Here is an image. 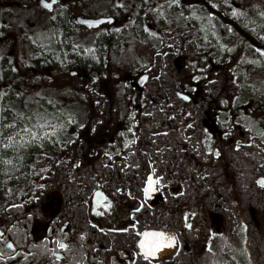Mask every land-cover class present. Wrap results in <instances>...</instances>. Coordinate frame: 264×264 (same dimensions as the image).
Returning <instances> with one entry per match:
<instances>
[{"label": "flooded vegetation", "instance_id": "af4514ba", "mask_svg": "<svg viewBox=\"0 0 264 264\" xmlns=\"http://www.w3.org/2000/svg\"><path fill=\"white\" fill-rule=\"evenodd\" d=\"M45 2L51 0H0V9L36 16L28 22V30L38 28L41 38L35 40L53 52L48 61L40 62L37 52L30 50L41 64L36 70L67 69L71 76L83 78L98 113L89 114L91 129L83 145H76L74 136L62 130L53 145L37 149L30 178L7 190L13 195L5 208L0 203V264H251L249 247L236 256L221 243L222 225L225 236L230 229L224 210L188 211L189 196L210 193L228 147L224 137H234L238 127L220 124L221 107L208 83L188 92L180 84L158 82L170 77L164 68L159 78L149 69H124L123 52L137 43L151 47L157 40L161 60L169 53L173 34L165 19L155 18L150 12L153 5L129 8L124 0L123 4L116 0V8L110 9L104 0H57L51 10L43 6ZM108 17L115 21L97 28L81 23L85 18ZM8 28L11 24L4 19L0 41H11L12 54L6 52L0 62L19 70L24 62L14 53L26 41L22 30ZM182 30L176 36L186 41ZM76 31L84 33L85 41V34L90 36L84 47L76 42ZM61 47L70 48L72 55H62ZM180 63L175 65L179 68ZM0 74H5L2 67ZM236 88L231 86L232 94ZM261 111L264 114V105ZM96 125L99 130L93 129ZM206 134L214 145L217 140L221 158L210 157L209 152L203 155ZM149 177L155 183L145 194ZM211 215L221 219L217 226L205 224ZM192 221L193 236L188 238L187 225ZM144 232H164L175 238V246L145 260L139 247Z\"/></svg>", "mask_w": 264, "mask_h": 264}, {"label": "rangeland", "instance_id": "374dc122", "mask_svg": "<svg viewBox=\"0 0 264 264\" xmlns=\"http://www.w3.org/2000/svg\"><path fill=\"white\" fill-rule=\"evenodd\" d=\"M104 1L107 3V9L116 8V4L124 3L122 0L116 4V0ZM124 1L129 8L132 4L135 6L137 4L136 7H147V9L153 5L154 8H151L150 12L155 13V18L164 17L169 20L178 18L183 22L181 29L188 35L187 40L181 44L176 36L180 28L175 25L171 27L170 33L173 35H171V45L168 47L169 53L165 54L162 60L158 58L157 51L160 50V45L157 40L151 47H137V42L133 45L136 39L132 34L130 39L133 41V46L127 52H123L124 69L126 66L131 67L130 70L133 72L142 68L149 69L159 78L161 75L164 76L161 74L164 68L170 77L165 76L158 82H170L169 86L177 83L188 92L195 91L201 83L209 84L208 91L217 99L216 105L221 107L218 116L220 124L238 128L233 134L234 137L232 135L224 137L228 147L223 146V149L227 148L219 164L217 179L210 186V193L199 192L193 197L189 196L188 211L224 210L227 216L226 225L230 227L226 232L231 235V238H228V235L225 236V224H223L221 243L226 244V248L231 250V253L234 251L235 254L240 251L243 253L246 247H249L252 252V255L248 257L250 263L264 264V187L257 184L258 178L264 177V114L261 111V105H264V55L254 50L252 46H258L261 51H264V48H261V43L254 44L245 38L247 34L255 39L264 40V0H213L216 6L222 8L226 15L225 19H221L220 15L211 16L205 12L200 0L197 3L198 6L191 7L184 6L179 0L176 3L173 0H140L139 3L134 0ZM29 14L11 11L4 13L0 9V25L4 19H8L11 24V28L8 29L12 31L18 28L20 32L22 30L26 41L25 45L14 53L15 58L22 62L27 60V64L31 65L36 56L29 52V49L37 52L40 46L39 41L35 39L41 38V34L38 28L29 32L28 22L36 20V16L29 17ZM232 19H235V25L232 24ZM21 24L24 28H21ZM143 30L147 31L146 28ZM76 34V42L80 41L81 47L88 44L90 36L85 34L87 39L85 41L84 33L76 31ZM106 35L110 33L107 32ZM260 35L261 37L258 38ZM47 37V35L44 36V41H48ZM11 46L9 39L0 41V57L6 52L12 54ZM212 49L219 57L217 55L211 57ZM24 55L26 56L23 57ZM211 58H213V64ZM176 61L181 62L179 68L175 65ZM219 66L222 67L218 69ZM29 71L27 84H21L20 88L23 90H17L18 95L23 97L22 105L20 106V103L14 104L18 106L12 103L5 104L3 111L17 112L15 120L19 121L11 122L15 124V128L4 127L7 124L0 128V154L9 155L14 150L25 147L33 146L34 149L37 146L53 145L62 130L74 136L76 145H83L86 132L91 129L87 121L89 114L98 113V107L93 106V103L89 101L88 91L86 92L84 88V79L71 76L70 70L67 71V69L60 71L46 68L37 71L30 67ZM114 76L109 73V78ZM233 84L237 86L234 94L230 89L231 86L235 87ZM28 101L32 104L29 102L23 105ZM21 114L32 118L22 120ZM40 125H54L56 135H51L52 128H41ZM97 125L92 128L99 130ZM24 128L39 133L40 139L33 140L29 133L22 131ZM45 132L49 133L47 137L44 136ZM228 134H232V131ZM9 136L12 137V141H9ZM204 138V147H207L203 155L208 156L209 152L210 157L221 158L217 140L214 138L216 140L214 145L213 139L208 138L207 134ZM9 143L13 146L5 148L4 145ZM6 166L4 164L3 167ZM11 192L5 190L1 193L6 195L0 198L1 209L5 208L4 205L13 195ZM202 196L204 199L205 196L208 197L203 200ZM217 223H215L216 226ZM193 225V221L187 225L188 238L193 236V230L190 227ZM213 264L219 263L215 261Z\"/></svg>", "mask_w": 264, "mask_h": 264}, {"label": "trees", "instance_id": "16d2710c", "mask_svg": "<svg viewBox=\"0 0 264 264\" xmlns=\"http://www.w3.org/2000/svg\"><path fill=\"white\" fill-rule=\"evenodd\" d=\"M137 3H139L140 0H134ZM181 2V4H183L184 6H198L199 0H179ZM203 3V7L205 12L209 13L211 16L214 15H220L221 19H225L226 15L223 12L222 8L219 6H216L217 4L213 1V0H200ZM161 2V1H160ZM159 2V3H160ZM141 8H145V7H141ZM229 18V16H228ZM165 19V23L168 24L167 26L170 27H174L178 26L181 29V24H183V22L181 20H179L178 18H171L170 20L168 18H164ZM225 23V22H224ZM232 24L235 25V19H232ZM248 40L252 41V43L254 44H259L261 43L259 39H255L254 37H250L249 35L245 34ZM250 38V39H249ZM264 45V42L263 44ZM261 46V45H260ZM196 48V46H195ZM200 49V48H199ZM215 49V48H214ZM212 49V53H211V57H213L214 55H216V53L213 52ZM212 59V58H211ZM37 59H34L33 63H31V67H37L39 68V66L41 65L40 63L38 64ZM48 61V59L46 60ZM52 59L49 60V63L51 64ZM213 63V61H212ZM46 63H44L45 65ZM30 67V64L26 65L24 70L26 72H29L28 68ZM41 68V67H40ZM14 73L11 74V78L14 79V89L20 90V84L22 82H24L25 80H23V75L20 73V70L16 71V69H13ZM1 77H8L10 76V73L7 71L5 72L4 75H0ZM31 96V95H30ZM31 99V97H29ZM30 101H28L26 104L23 105H27ZM31 103V102H30ZM13 105L15 103H12ZM19 104V103H17ZM32 104V103H31ZM22 105V103H20V106ZM12 106V105H11ZM14 106H18V105H14ZM10 107V106H8ZM5 108V104L0 102V128L2 127V125L4 124H11L14 123L15 121H19V120H15L17 119L15 117V114H17V112L12 111L11 113L5 112L3 111ZM24 149V150H23ZM23 149H16L13 152H11L9 155L6 154H0V158H2V160L0 161V193L5 191L7 188L9 187H15L16 185L19 186L20 181L23 180V178L25 177V173H26V168L29 164V162L32 160L33 156L35 155L36 151H34L33 147H26ZM4 164H6L7 166L4 168Z\"/></svg>", "mask_w": 264, "mask_h": 264}, {"label": "bare ground", "instance_id": "6f19581e", "mask_svg": "<svg viewBox=\"0 0 264 264\" xmlns=\"http://www.w3.org/2000/svg\"><path fill=\"white\" fill-rule=\"evenodd\" d=\"M96 20H101V19H96ZM44 42H47V41H44ZM182 42L183 41H180V43H182ZM59 50H60V52H61L62 55H67V56H71L72 55V51L68 47H61V48H59ZM49 51L50 50L47 47L46 48L39 47V49H37V54H38V57H39L40 62L46 61L48 58H50V56L53 54V52H49ZM29 52H30V49H29ZM0 61H1V58H0ZM0 63H1L0 64V68L2 67L4 69V72H7L8 71L10 73V76H8V77H1L0 76V102L3 103V104H7V103H22L24 101V100H22L23 97L21 95H18V92L14 89V79L11 78V74L14 73V70L13 69H9L7 67V62H0ZM26 65H27V62H24L22 64V69H19L20 70V73L24 76L23 78L25 80L21 84H25V83L27 84V82H28L27 77H28L30 71L29 72H26L24 70V68H25ZM16 66H17V64L15 63V67ZM30 67H31V65H30ZM30 67L28 68V70H30ZM31 68L36 69V67H31ZM16 71H18V70H16ZM20 89H22V88H20ZM38 148H39L38 146L36 148H34V151H36V153L33 156L32 160L29 162V164H28V166H27V168L25 170L26 173H25V177L24 178H30L31 172L34 171V168L32 166H30V164L36 161V155H37V149ZM25 149H26V147H25ZM30 149H31V147H30ZM0 159L2 160V158H0ZM260 178H262V177H260ZM260 178H258V180H257L258 186H260L259 183H258V181H259ZM9 188H7L6 191ZM1 193H0V196H4ZM156 197H159V196L157 195ZM220 220H221L220 218L218 220L217 217L211 215V216L208 217L207 220H205V224L206 225H214L215 223L219 222ZM169 237H171V236H169Z\"/></svg>", "mask_w": 264, "mask_h": 264}, {"label": "snow or ice", "instance_id": "6c2138e0", "mask_svg": "<svg viewBox=\"0 0 264 264\" xmlns=\"http://www.w3.org/2000/svg\"><path fill=\"white\" fill-rule=\"evenodd\" d=\"M174 3L178 2V0H173ZM57 3V0H51V3L45 2L43 4V6L49 10L52 9L53 4ZM53 19H55V17H53ZM85 23H88L89 26H91L94 23H102V21H86ZM153 36H155V33H151ZM258 52H261V55H264V51H261L260 49H257ZM184 99H187V97H184ZM20 118L23 119H28L30 120L32 117L30 116H24L23 114H21ZM71 122V121H70ZM4 127H8V128H15V124H10V125H5ZM41 128L44 127H50L52 128V132L51 135L55 136L56 135V129L54 125H40ZM22 131H24L25 133H29L32 137L33 140H38L40 139V134L37 132H32L30 129L28 128H24L22 129ZM49 135L48 132L44 133V136L47 137ZM9 141H12V137L9 136L8 137ZM13 144L9 143V144H5L4 147L5 148H9L12 147ZM217 155H219V153H217ZM153 183H155L151 177H149V181H148V187L144 189L145 194H147L150 190H152V185ZM264 186V185H262ZM126 231V229H125ZM142 235L144 236V239L140 241V249L143 252V257L145 260L149 259L150 257H155L156 254L158 252H160L164 247H171L172 244L175 242V238L174 237H169L166 233L164 232H144L142 233Z\"/></svg>", "mask_w": 264, "mask_h": 264}, {"label": "water", "instance_id": "95a60500", "mask_svg": "<svg viewBox=\"0 0 264 264\" xmlns=\"http://www.w3.org/2000/svg\"><path fill=\"white\" fill-rule=\"evenodd\" d=\"M86 21H102V23H106L108 21L114 22V18H105V19H101V20H93V19L85 18V19L81 20V23H83L88 28H96V27L100 26L102 23H98V24L97 23H94L91 26H89L88 23H85ZM180 96H182L183 98L184 97L190 98L189 96L184 95V94H180ZM258 183H259V185L261 187H264V186H262V185H264V177L260 178L259 181H258ZM174 246H175V243L172 244V247H174ZM172 247H166L167 248V251L171 250Z\"/></svg>", "mask_w": 264, "mask_h": 264}]
</instances>
